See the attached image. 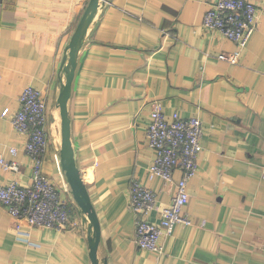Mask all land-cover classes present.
I'll return each mask as SVG.
<instances>
[{
    "label": "crops",
    "instance_id": "0c3cea01",
    "mask_svg": "<svg viewBox=\"0 0 264 264\" xmlns=\"http://www.w3.org/2000/svg\"><path fill=\"white\" fill-rule=\"evenodd\" d=\"M88 1L0 0V153L19 166L17 172L0 166V184L31 179L26 134L10 121L21 90L31 85L46 99L51 134L42 171L78 222L65 229L22 222L18 230L0 204V264H92L88 222L54 157L61 67ZM212 1L101 0L88 26L67 110L75 161L99 221L97 258L106 264H264V14L238 62L230 63L222 56L234 42L202 26ZM155 102L167 118L176 111L202 122L183 210L191 223L174 225L161 254L137 246L128 208L133 180L157 194V208L146 215L153 223L174 192L148 176L155 151L146 127Z\"/></svg>",
    "mask_w": 264,
    "mask_h": 264
},
{
    "label": "built area",
    "instance_id": "2783aa9c",
    "mask_svg": "<svg viewBox=\"0 0 264 264\" xmlns=\"http://www.w3.org/2000/svg\"><path fill=\"white\" fill-rule=\"evenodd\" d=\"M259 14H264V0H213L203 15L202 26L218 30L235 44L233 52L222 56L230 63H237L241 50L257 27ZM18 108L10 116L13 128L26 134L24 150L31 158L32 174L27 185L16 179L0 184V204L14 219L15 227L26 222L31 227L65 229L78 225L71 207L61 196L59 186L43 171L42 164L50 143L47 120V103L42 93L31 85L20 92ZM5 108L1 114L8 115ZM202 122L199 118L181 117L173 111L166 117L163 107L155 102L149 113L146 127L147 144L155 151L148 166L150 179L160 177L174 187L170 202L159 209L158 223L149 221L147 213L157 208V194L138 180L129 186L128 207L134 214V241L141 249L161 254L162 238L171 234L178 222L190 224L183 211L189 199L187 184L197 171V158L201 151ZM10 151H15L11 147ZM54 157L58 159L55 151ZM0 166L19 170L18 163L7 160L0 153ZM174 170L180 177L174 179Z\"/></svg>",
    "mask_w": 264,
    "mask_h": 264
},
{
    "label": "water",
    "instance_id": "95a60500",
    "mask_svg": "<svg viewBox=\"0 0 264 264\" xmlns=\"http://www.w3.org/2000/svg\"><path fill=\"white\" fill-rule=\"evenodd\" d=\"M101 0H89L88 4L77 23L75 30L66 46L62 71L64 80L60 84L59 94L57 96V106L60 114V144L57 150L58 161L61 171L69 187L70 194L75 201L78 212L82 216L83 222H88V242L89 256L92 264H106L105 260L97 258V248L100 239V226L91 203L87 187L82 179L80 170L76 164L74 150L70 136V119L67 110V100L71 91V84L77 64L78 51L83 43L84 36L90 22L97 12Z\"/></svg>",
    "mask_w": 264,
    "mask_h": 264
},
{
    "label": "trees",
    "instance_id": "16d2710c",
    "mask_svg": "<svg viewBox=\"0 0 264 264\" xmlns=\"http://www.w3.org/2000/svg\"><path fill=\"white\" fill-rule=\"evenodd\" d=\"M129 208V207H128ZM130 210V209H129ZM73 211H72V209H71V213H72ZM72 215H73V213H72Z\"/></svg>",
    "mask_w": 264,
    "mask_h": 264
},
{
    "label": "rangeland",
    "instance_id": "374dc122",
    "mask_svg": "<svg viewBox=\"0 0 264 264\" xmlns=\"http://www.w3.org/2000/svg\"><path fill=\"white\" fill-rule=\"evenodd\" d=\"M231 52H233V51H231ZM230 53V52H229Z\"/></svg>",
    "mask_w": 264,
    "mask_h": 264
}]
</instances>
